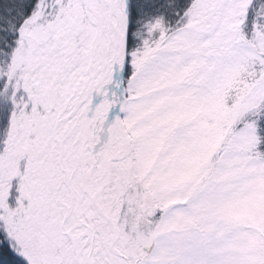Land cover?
<instances>
[{"label": "snow or ice", "instance_id": "6c2138e0", "mask_svg": "<svg viewBox=\"0 0 264 264\" xmlns=\"http://www.w3.org/2000/svg\"><path fill=\"white\" fill-rule=\"evenodd\" d=\"M0 264H264V0H0Z\"/></svg>", "mask_w": 264, "mask_h": 264}]
</instances>
